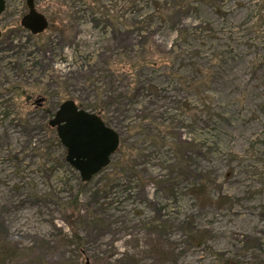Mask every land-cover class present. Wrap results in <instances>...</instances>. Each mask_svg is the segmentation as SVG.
I'll list each match as a JSON object with an SVG mask.
<instances>
[{"label": "rangeland", "instance_id": "1", "mask_svg": "<svg viewBox=\"0 0 264 264\" xmlns=\"http://www.w3.org/2000/svg\"><path fill=\"white\" fill-rule=\"evenodd\" d=\"M5 1L0 264H264V0ZM67 100L120 136L87 183Z\"/></svg>", "mask_w": 264, "mask_h": 264}, {"label": "water", "instance_id": "2", "mask_svg": "<svg viewBox=\"0 0 264 264\" xmlns=\"http://www.w3.org/2000/svg\"><path fill=\"white\" fill-rule=\"evenodd\" d=\"M26 2L29 12L21 25L32 35H39L48 28V20L36 10L34 0ZM5 9L6 1L0 0V17ZM43 102V98L38 101ZM49 126L56 130L66 148V162L79 172L85 183L109 166L120 145V136L115 130L108 127L99 115L80 109L73 100L60 105Z\"/></svg>", "mask_w": 264, "mask_h": 264}, {"label": "trees", "instance_id": "3", "mask_svg": "<svg viewBox=\"0 0 264 264\" xmlns=\"http://www.w3.org/2000/svg\"><path fill=\"white\" fill-rule=\"evenodd\" d=\"M203 88H205V82L203 80L195 81L193 85V90H198L199 92H203ZM80 108L82 109V107Z\"/></svg>", "mask_w": 264, "mask_h": 264}]
</instances>
